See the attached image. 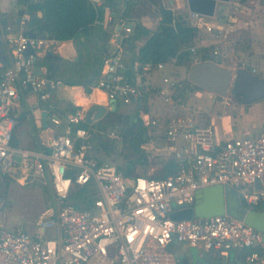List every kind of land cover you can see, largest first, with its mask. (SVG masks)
Instances as JSON below:
<instances>
[{
    "label": "built area",
    "instance_id": "1",
    "mask_svg": "<svg viewBox=\"0 0 264 264\" xmlns=\"http://www.w3.org/2000/svg\"><path fill=\"white\" fill-rule=\"evenodd\" d=\"M206 18L190 12L188 20L221 36L223 30L204 22ZM111 20L108 15L96 24L106 25ZM127 22L133 20H122L121 28L131 33L134 27L126 26ZM117 35L115 32L114 49L103 57L93 85L105 93L106 114L116 111L117 103L126 105L139 99L144 88L141 79L127 76ZM58 41L49 33L31 37L23 29L12 31L6 38L12 54L9 63L0 56V178L16 173L47 177L54 195L50 215L38 222L34 233L0 225V264H175L169 248L173 241L200 244L205 251L223 254L242 250L246 264H264V235L243 220L228 214L184 220L170 217L174 210L192 206L200 188L215 184L236 188L248 208L264 207V127L255 134L228 135L220 143L212 124L199 125L180 118L167 134L175 140L183 139L193 149L178 151L177 170L165 177L136 170L125 174L115 163L101 162L92 152L96 134L104 131L98 125L99 119L87 120V108L83 106L64 115L45 107L49 119L46 128L59 127L60 131L45 142L37 133L39 147L15 143V110L24 95H36L39 109L59 87V80L39 75L35 69V57L53 52ZM30 47L34 53H27ZM186 49L193 62L201 61L197 46ZM219 54L216 44L213 55ZM167 64L150 61L134 66V70L139 68L142 76ZM164 82L168 88L177 83L169 76ZM165 100L171 101L172 97L168 94ZM160 122L159 118L145 121L147 125ZM106 134L117 138V128ZM76 186L88 187V207L71 202Z\"/></svg>",
    "mask_w": 264,
    "mask_h": 264
},
{
    "label": "crops",
    "instance_id": "2",
    "mask_svg": "<svg viewBox=\"0 0 264 264\" xmlns=\"http://www.w3.org/2000/svg\"><path fill=\"white\" fill-rule=\"evenodd\" d=\"M1 1L2 0H0V2ZM10 1L15 5L14 9L17 12V16H14L12 22L11 14L3 10V12L7 13L9 16V25H11V23L15 24L17 26L16 31L21 29L24 30V23L22 21L20 24H17L18 10L21 9V7L16 5L14 0ZM146 1L148 0H123L121 7L116 10L117 14L113 21L111 20L106 25H102V32L97 31L94 36H82L81 39L84 42L86 41L85 43H81L76 39L66 41L59 40L55 45L53 52H58L62 56V59L69 61L77 59L79 52L85 51L86 48L87 50L89 49L94 51L97 47H102L104 54H107L106 50L110 49L108 45L114 48L115 43L113 42V38L115 37V32H117L116 28L117 25L120 24L121 15L127 8L129 2L140 4L143 2L146 3ZM164 2V0L161 2L163 3L162 5H165ZM168 2L175 4L180 2V0H168ZM152 6H154V4H152ZM108 15L112 16L111 9L107 12V16ZM223 15H225V13ZM139 16L140 13L139 15L130 16L124 20H133L135 25L137 23L142 24V22H140L141 19H138ZM26 17L27 14L25 13L22 16V20H25ZM142 20V25L148 30L149 34L146 32L141 34L139 39L132 46L133 54L139 51L140 47L148 39L149 35L156 30L160 20V15L155 18L145 16ZM97 26L101 25L97 24ZM131 33H126L124 29L121 28L116 36V38L121 36V40H117V42L122 46L123 54L125 47L121 42L122 38ZM7 34L4 31L0 34V42H3L1 46L5 50V58L7 63H9L12 54L7 46ZM210 34L212 35V33L207 32L205 28H201L199 29V33L196 38V40L199 41L198 46L204 49V53H208L209 46L217 42L216 39L210 38ZM258 39H262L261 42ZM258 39L254 37L252 31L248 41V46L237 50L240 54V58L237 62H233L232 60L230 63H223L221 60V52L218 57H215L212 52L210 59L217 58L221 64H225V66L234 69L238 66L241 67L245 65L252 72V69L255 68L256 72L254 74L264 79V30L259 35ZM126 53V58L129 60L131 54L128 53V51ZM169 61V64H167L164 69H155L147 75L144 74L141 76V70L138 68V71L135 72L132 78L136 80L141 79L144 86L142 96L139 99L134 100L131 104L125 105L117 103L116 105V111L123 112L126 109H134L142 118L144 126L147 130V135H145L147 141L143 144V147L144 149H146V146L152 147V149L146 151L148 153H150L149 151H152L157 155V157H159L157 158L159 166H155L148 154V160L145 164H137L135 166V170L138 171L139 169H142L149 175H154L155 171L160 170L168 160L176 158V153L178 151L185 153L188 152L189 149H193V146L183 139L175 140L167 134V130L171 128V125L178 122L180 118L190 119L199 125L212 124L215 130V138L220 143L223 142L228 135L241 136L244 134H255L264 127V98L251 103H245L243 98H241L240 101H237L236 98L230 99L228 96L225 97L217 95L209 89L189 81V69L187 66L191 65L184 63L178 64L176 61ZM40 66L43 70L42 74L46 76L47 66ZM165 76H169L175 80L177 82L176 85L172 88H168L167 84L164 82ZM168 94L172 97L171 101L165 100V97ZM37 102L38 98L36 95L25 94L19 106L15 110V113L18 116V127L15 133L14 141H16V144L23 147H37L34 139V131L38 133L41 142H45L49 136L60 131L59 127H56L53 130H48L45 126H43L42 120L39 117L41 116L43 105L48 109L54 108L56 112L64 115V113L71 112L67 109L69 103L76 106H83L88 109L92 104L105 106L107 100L105 93L99 88H92L91 92H86L83 85H68L60 80L57 91L50 99L43 101L39 109L37 108ZM149 118H159L161 119V122L157 125H147L145 121ZM19 120L22 122V125L27 123L26 129L28 139L24 142V145H22L18 140V134L22 128V126L19 127ZM29 122L30 124H28ZM96 144L98 145L97 141ZM40 148H44V146H41ZM93 152L98 158L103 157L104 155L103 152L98 150H93ZM169 248L175 255V264H223L213 262V259L216 258V252L213 254L209 252L207 257L204 258L203 255L205 250L200 244L191 245L186 242L173 241L169 245ZM226 260L227 264H246L244 252L242 250H231L226 255Z\"/></svg>",
    "mask_w": 264,
    "mask_h": 264
},
{
    "label": "trees",
    "instance_id": "3",
    "mask_svg": "<svg viewBox=\"0 0 264 264\" xmlns=\"http://www.w3.org/2000/svg\"><path fill=\"white\" fill-rule=\"evenodd\" d=\"M15 4L24 9L28 18L24 22V31H32L36 35L45 33L51 34L54 38L66 41L76 39L85 43L82 36H94V34L103 31V26H97L96 21H104L109 11L107 2L114 0H105L96 2L93 0H14ZM129 2L127 8L121 15V21L130 16L139 15L138 12L144 5ZM140 6V7H139ZM39 11L43 14L39 15ZM160 20L156 30L149 35L146 42L135 54L132 52L133 44L139 39L142 33H148V30L141 23H137L133 32L122 38V44L125 47L124 60L127 65L126 74L132 78L135 74L134 66L142 65L147 62H168L176 57L178 64L191 65L193 59L190 51L186 47L194 45L199 33V27L192 25L184 15H177L174 11L165 6H159ZM123 18V19H122ZM9 16L0 10V34L3 31L7 34L9 30ZM2 42V41H1ZM3 43V42H2ZM131 54L129 60L126 58V52ZM105 56L102 47H97L94 51H80L75 60H64L59 65L51 68L46 77L54 80H61L68 85H83L86 92H91L96 82L100 66ZM199 59H210L206 53L198 52ZM36 64L45 65L49 68L50 59L46 55H39ZM241 97V96H238ZM79 108L72 103L68 104L69 111L74 112ZM99 127L104 132L96 134V144L93 150L103 152V157L99 160L110 161L114 163L113 155L123 156V162L116 161L118 168L125 174L133 173L137 164H145L148 155L143 147L147 141L145 135L147 130L144 126L140 114L136 111L134 114H126L119 111H110L98 121ZM108 127L117 128L118 137L124 146L123 152H118L115 147L114 139L108 137L106 130ZM37 140L36 131L33 132ZM148 137V136H146ZM16 143V141H15ZM36 146L39 147L35 141ZM179 161L177 158L168 160L160 170H156L155 177H165L176 172ZM10 178L11 175H6ZM88 195L87 186H76L70 195V200L77 207H88L90 202L86 201ZM89 203V204H85ZM255 209L262 210L264 207L256 206Z\"/></svg>",
    "mask_w": 264,
    "mask_h": 264
},
{
    "label": "rangeland",
    "instance_id": "4",
    "mask_svg": "<svg viewBox=\"0 0 264 264\" xmlns=\"http://www.w3.org/2000/svg\"><path fill=\"white\" fill-rule=\"evenodd\" d=\"M164 4L171 8L175 14L184 15L187 19L190 16V10L187 0H180V2L171 4L168 0H164ZM163 0H148L141 5L144 7L140 10V16L138 19L143 24L142 18L148 16L149 18H155L159 16V6L162 5ZM146 5H145V4ZM154 6H152V4ZM140 7V6H139ZM15 5L10 0H2L0 2V10L7 11L11 14V21L13 22L14 16H17L15 11ZM225 13V15H223ZM217 16L204 19V22L210 23L217 28L223 30L221 36L210 34L211 39L218 40L216 43L219 46L221 52V60L223 63L237 62L240 58L238 49L248 46L250 34L253 31L254 37L259 38V35L264 30V0H231L229 2H218ZM225 18V19H223ZM189 21V20H188ZM201 29V28H200ZM10 32L16 31L17 26L13 23L9 26ZM260 42L261 40L258 39ZM198 40L194 45L197 46L198 52L204 53V49L198 46ZM216 44L209 46V52L206 53L208 58H211ZM261 46V45H260ZM259 46V47H260ZM263 50V46H262ZM259 51V49H258ZM261 51V48H260ZM220 55V54H219ZM224 64V65H225ZM188 69L190 66H187ZM238 66L237 68H239ZM218 95V94H217ZM232 98H236L240 101L242 97L229 94ZM227 97V96H225ZM222 98V97H221ZM134 109H126L123 113L134 114ZM28 122V121H27ZM30 124V122L28 123ZM20 132L18 134V140L22 145L28 139L27 123L22 125L19 120ZM111 130V127H108ZM114 144L118 152H123L124 146L121 143V139H114ZM145 150L152 149L151 146H146ZM154 150V149H153ZM146 151V152H147ZM147 152L149 157L154 162L155 166H159L157 155L152 151ZM94 153V152H92ZM95 156H97L94 153ZM114 163L119 160L123 162V156L118 154L113 155ZM138 172L146 173L142 169ZM54 195L50 182L47 177H38L33 174L16 173L11 175L10 178L6 176L0 178V225L14 228H23L30 233H34L37 229L38 222L50 215V207L53 205Z\"/></svg>",
    "mask_w": 264,
    "mask_h": 264
},
{
    "label": "water",
    "instance_id": "5",
    "mask_svg": "<svg viewBox=\"0 0 264 264\" xmlns=\"http://www.w3.org/2000/svg\"><path fill=\"white\" fill-rule=\"evenodd\" d=\"M96 2H103L105 0H95ZM229 2L231 0H187L190 12L199 13L204 16L213 17L216 15L218 2ZM123 0L108 1L107 6L112 11V21L117 14V9L121 7ZM25 14L24 9L18 10L17 24L22 21V16ZM43 12L39 11V15ZM134 22H127L126 26L134 27ZM121 29L118 24L116 31ZM31 37L36 34L32 31L25 32ZM118 41L121 36H118ZM0 42V56L5 61V50ZM106 50L107 53L113 51V47ZM27 53H34L33 48H28ZM46 57L50 59L48 72L51 68L59 65L62 56L58 52H48ZM37 61V56L35 57ZM35 69L40 75L43 70L40 65L36 64ZM189 81L209 89L210 91L221 95L228 96L230 93L235 96H241L245 103H251L264 98V79L252 73L248 68H230L216 60H202L193 62L189 68ZM106 114V107L100 104H92L86 110L87 120L92 118L101 119ZM41 120L43 126L49 123L48 110L43 106L41 113ZM110 130L107 129L106 132ZM228 214L240 220H243L247 225L261 231L264 234V209L258 210L255 208H248L242 201L239 192L234 187L225 186L223 184H215L200 188L196 192L194 204L192 206L174 210L170 217L174 220L192 219L194 217H211L215 215ZM213 254L214 252H210ZM208 251L204 252L203 257L206 258ZM226 255L221 252H216L214 263L227 264Z\"/></svg>",
    "mask_w": 264,
    "mask_h": 264
}]
</instances>
